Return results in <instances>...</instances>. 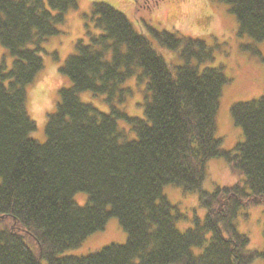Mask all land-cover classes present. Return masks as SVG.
I'll return each instance as SVG.
<instances>
[{
    "label": "trees",
    "instance_id": "1",
    "mask_svg": "<svg viewBox=\"0 0 264 264\" xmlns=\"http://www.w3.org/2000/svg\"><path fill=\"white\" fill-rule=\"evenodd\" d=\"M151 1L134 0L139 7ZM219 1L229 5L239 34L264 40V0ZM77 6V0H0V43L14 57L11 68L0 65V264H250L264 257L235 221L242 207L264 204V95L232 105L244 140L224 150L216 116L229 78L221 67L200 69L212 58L203 39L151 28L184 58L173 64L122 11L95 2L88 40L79 38L60 67L72 84L60 89L47 140L30 135L36 122L26 85L44 67L43 41L60 33L58 25ZM134 76L146 80L142 116L124 106L134 92L124 84ZM82 91L104 94L109 112L82 101ZM216 156L244 174V184L204 189L207 163ZM166 184L197 191L204 218L195 214L193 225L180 230L177 221L187 215L164 193ZM79 191L89 194L85 205L74 200ZM112 216L127 231L126 243L58 256Z\"/></svg>",
    "mask_w": 264,
    "mask_h": 264
},
{
    "label": "rangeland",
    "instance_id": "2",
    "mask_svg": "<svg viewBox=\"0 0 264 264\" xmlns=\"http://www.w3.org/2000/svg\"><path fill=\"white\" fill-rule=\"evenodd\" d=\"M154 1V0H152ZM148 6L139 7L134 0H77L78 6L70 9L66 21L58 25L60 33L47 37L42 43L40 54L44 67L35 79L26 85L27 109L36 122V129L31 136L40 141L47 140L46 123L50 113L54 112L60 100V89L72 84L71 79L61 72L60 67L68 56L76 52L75 43L79 38L88 40L85 33L86 24L93 22L95 2H106L122 11L131 21L134 28L146 34L154 46L168 62L181 64L184 58L179 51L159 43L151 32L155 30L175 31L185 37L200 38L206 42L212 58L199 62L200 69L205 66L221 67L229 78L224 85L220 97V105L216 116V137L221 138V147L231 150L244 140L241 126L234 122L231 107L239 101H246L264 95V40H255L248 34H239V24L229 5L219 0H156ZM93 32L99 31L93 27ZM30 46H34L30 44ZM197 57L191 62L197 63ZM14 57L8 48L0 43V65L6 69L13 66ZM124 86H132L133 94L124 105L131 115L142 116V101L146 80L134 76ZM84 102L94 104L101 111L109 112L104 94L92 91L80 92ZM124 124L120 121V126ZM130 138L135 132L129 130ZM245 175L235 171L224 156L211 158L207 163V177L203 188L213 190L217 186L244 184ZM168 196L186 218L177 221L180 230L193 225L196 214L204 218L206 209L199 205L198 192L185 190L177 184H166L163 188ZM74 200L79 205L89 201V194L84 191L75 193ZM238 229L248 234L249 247L264 249V204L242 207L236 217ZM128 233L117 216L109 218L105 228L89 235L80 245L67 248L58 256H81L101 250L111 243L123 244ZM193 251L200 253L202 247L194 246ZM43 264H47L44 260ZM250 264H264V257L256 258Z\"/></svg>",
    "mask_w": 264,
    "mask_h": 264
}]
</instances>
